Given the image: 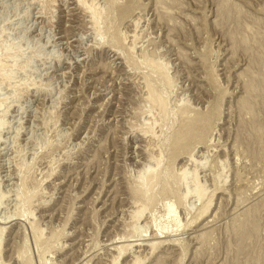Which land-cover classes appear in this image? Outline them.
<instances>
[{
    "label": "rangeland",
    "instance_id": "rangeland-1",
    "mask_svg": "<svg viewBox=\"0 0 264 264\" xmlns=\"http://www.w3.org/2000/svg\"><path fill=\"white\" fill-rule=\"evenodd\" d=\"M86 1L0 0V264H264V0Z\"/></svg>",
    "mask_w": 264,
    "mask_h": 264
},
{
    "label": "bare ground",
    "instance_id": "bare-ground-1",
    "mask_svg": "<svg viewBox=\"0 0 264 264\" xmlns=\"http://www.w3.org/2000/svg\"><path fill=\"white\" fill-rule=\"evenodd\" d=\"M51 1H53V0H51ZM92 1V0H91ZM32 2V1H31ZM69 4H72V5H74V6H76V8H79L80 7V9H85L86 10V14H88V15H90L89 16V19L91 20V22H92V24L93 23H96V19L98 20L99 19V17H100V13H99V9H97L96 7H94V5H92V3H87V1L86 0H69ZM112 5H113V3H112ZM157 6H159V5H157ZM122 8V7H121ZM64 9V8H63ZM76 10H74V12H75ZM78 12H79V10H78ZM88 12V13H87ZM81 13V12H80ZM107 13V12H106ZM83 14V13H82ZM81 14V15H82ZM85 14V15H86ZM124 14V13H123ZM122 14V15H123ZM67 15V14H66ZM80 15V16H81ZM84 14H83V16H85ZM87 15V16H88ZM102 17V16H101ZM105 17V16H104ZM86 18V17H85ZM138 20V19H137ZM89 22V21H88ZM99 22V21H98ZM98 23H96V25H97ZM134 24V23H133ZM95 26V25H94ZM98 26V25H97ZM134 26V25H133ZM136 26V25H135ZM134 26V27H135ZM103 27V26H102ZM138 27V26H137ZM96 28V27H95ZM93 30H95V29H93ZM96 32H97V30H96ZM107 32V31H106ZM98 33V32H97ZM95 34V33H94ZM128 38V37H127ZM102 39V38H101ZM133 39V38H132ZM8 47V46H7ZM11 48V47H10ZM8 49V48H7ZM129 50V49H128ZM8 51V50H7ZM9 52H10V50H9ZM130 54V53H129ZM17 55H15V57H16ZM11 57V56H10ZM15 57H11V59L12 58H15ZM122 58V57H121ZM143 61V60H142ZM145 61V60H144ZM65 62V61H64ZM149 63V62H148ZM151 64V63H150ZM156 64H157V62H156ZM9 66V65H8ZM20 66H22V65H20ZM159 66V65H158ZM10 67V66H9ZM152 67V66H151ZM4 69V67H3V63H1L0 62V71L2 70V69ZM12 68V67H11ZM15 68V67H14ZM18 68V67H17ZM9 69V68H8ZM146 69V68H145ZM6 71V70H5ZM147 71H149V70H147ZM160 71V70H159ZM10 73L11 72H13V71H9ZM150 72V71H149ZM10 73H8V74H10ZM0 74H1V72H0ZM3 74V73H2ZM154 74V73H153ZM163 75V74H162ZM2 76V75H1ZM161 77V76H160ZM163 77V76H162ZM159 78V77H158ZM3 79V78H2ZM1 79V80H2ZM62 79V78H61ZM145 80H146V78H145ZM4 81V80H3ZM151 81V80H150ZM1 82V81H0ZM169 82V81H168ZM2 83V82H1ZM167 83V82H166ZM3 85V84H2ZM147 87V86H146ZM149 90V89H148ZM154 90V89H153ZM15 91H16V89H15ZM148 93V96H149V100L151 101V103L153 102V103H156L158 106H159V108H161L162 106H163V104H162V100L161 99H163V98H160L157 94H154V91H148L147 92ZM165 104V103H164ZM153 105V104H152ZM164 108V107H163ZM165 109V108H164ZM162 110V109H161ZM160 112V111H159ZM162 112H164V111H162ZM192 112V111H191ZM187 113V112H186ZM162 115V114H161ZM168 116V115H167ZM2 117V116H1ZM188 118V117H187ZM191 118V117H190ZM188 118L189 120H191V119H193L194 118V116H193V118ZM165 119V118H164ZM184 119V118H183ZM194 119H196V118H194ZM199 119V118H198ZM188 120V122H187V119H186V122L187 123H191L190 121ZM1 121V120H0ZM194 120H192V123H194L193 122ZM196 121V120H195ZM2 122V121H1ZM1 122H0V127H2L1 126ZM185 123V122H184ZM191 123V124H192ZM158 124V123H157ZM186 124V123H185ZM200 125V124H199ZM187 126V125H186ZM185 126V127H186ZM189 126V125H188ZM187 126V127H188ZM9 127V126H8ZM181 127V126H180ZM185 127H182V128H185ZM190 127H191V125H190ZM195 127V124L194 125H192V128H194ZM198 127V126H197ZM196 127V128H197ZM0 129H2V128H0ZM186 129V128H185ZM184 129V130H185ZM191 129V128H190ZM188 130L189 129H187L186 131L188 132ZM193 130V129H192ZM195 130V129H194ZM2 131V130H1ZM0 131V132H1ZM185 131V132H186ZM196 131H198L197 129H196ZM179 132V131H178ZM181 132H183L182 130H181ZM191 132V131H190ZM150 133V132H149ZM189 133V132H188ZM188 133H184L183 132V134H188ZM192 133H196L195 131L194 132H192ZM198 133H199V131H198ZM197 133V134H198ZM190 135H191V133H189ZM202 134V133H201ZM180 135V134H179ZM152 135H150V137H151ZM176 136V135H175ZM188 136V135H187ZM194 136V135H193ZM193 136H191V137H193ZM180 137H182V135L181 136H179V138ZM184 137H186V136H183V138ZM190 137V136H189ZM188 137V138H189ZM145 138V137H144ZM187 138V137H186ZM145 140V139H144ZM183 140V139H182ZM186 140V139H185ZM189 140V139H188ZM178 141H181V138L178 140ZM187 141V140H186ZM201 141V140H200ZM177 141H175V143H176ZM193 142V141H192ZM177 143H179V142H177ZM181 143V142H180ZM182 143H184V140H183V142ZM188 143V142H187ZM176 145H178V144H176ZM183 145V144H182ZM189 145V144H188ZM178 148H179V146H178ZM145 151V150H144ZM147 153V152H146ZM148 159V161L149 162H151V163H156L157 165L155 166V168H157V166L159 165L158 164V162L159 161H157L154 157H152V156H150L149 158H147ZM158 159H160V158H158ZM192 159V158H191ZM190 160V159H189ZM197 162V161H196ZM194 164V163H193ZM148 167V166H147ZM160 167V166H159ZM151 167H149L148 169H150ZM148 169H146V170H148ZM196 169V168H195ZM195 169L194 170H192V172L190 173H188V172H186V170L184 169V170H182L181 171V178H177L176 180L178 181V180H180V179H182V181L184 180H187L189 183H188V185L186 184V182L187 181H185V183L184 184H186V186H188V187H186L185 189H186V191H187V194H186V196H188L189 194H191L192 195V197H194L195 199H197L196 201H200L202 198H205L204 197V193H205V190H204V188H203V186L202 185H200L198 182V177H197V174H196V172H195ZM157 170V169H156ZM201 170V169H200ZM142 171V170H141ZM148 171H150V172H148V173H146L147 171H145V173H143L144 171H142V173H141V176H139L140 178H138V180H140L141 179V181H139L140 182V185H142L144 188L145 187H147V189L149 188V186L150 185H152V183L153 184H155V182H153V179L155 178L154 177V174H156L155 176H157L158 174H157V172L155 173L154 171V173L152 172L151 173V171L152 170H148ZM159 171V170H158ZM161 174V173H160ZM140 175V174H139ZM188 175H190V177L188 176ZM204 176V175H203ZM189 177V178H188ZM156 179V178H155ZM154 179V180H155ZM189 179V180H188ZM22 181V180H21ZM163 181V180H162ZM183 181V182H184ZM198 181V182H197ZM142 183V184H141ZM180 183V182H179ZM22 184V183H21ZM152 187V186H151ZM150 187V188H151ZM183 187H185V186H183ZM143 188V189H144ZM23 189V188H22ZM26 189V188H25ZM141 189V188H140ZM144 190H146V189H144ZM144 190H142V193L144 192ZM139 191V190H138ZM138 191H136L135 192V194L133 193V195H134V197H133V199H134V203H135V205L133 204V208H134V212H133V218H136L137 219V221L140 219V217H141V215H143V212H144V208H145V205L147 204H144L145 202H147V201H145V202H143L142 200H140L142 197H144V196H139V194H141V193H139ZM147 191V190H146ZM17 192V191H16ZM23 192V191H22ZM25 192V191H24ZM24 194V193H23ZM145 194V193H144ZM16 196V195H15ZM185 196V197H186ZM141 197V198H140ZM146 197V196H145ZM17 199H18V197H16ZM24 198V197H23ZM148 198H149V196H148ZM147 198V199H148ZM32 199V198H31ZM178 199V198H177ZM145 200V199H144ZM140 201H142L141 202V204L140 205H138V203L140 202ZM149 201H150V199H149ZM178 201H179V199H178ZM138 202V203H137ZM181 204V203H180ZM43 205V204H42ZM147 209V208H146ZM167 212L168 213H172L171 212V210H170V208H168V210H167ZM34 214V213H33ZM136 221V220H135ZM147 224V223H146ZM32 226H33V224H31ZM147 226V225H146ZM143 227V226H142ZM137 228H138V226H137ZM38 229V228H37ZM140 229V228H139ZM136 230V229H135ZM166 230V229H165ZM137 231V230H136ZM140 231V230H139ZM138 231V232H139ZM34 232H36V231H34ZM143 234V233H142ZM153 234V233H152ZM153 236H155V235H153ZM152 236V237H153ZM41 237V236H40ZM135 237H136V235H135ZM155 238H156V236H155ZM137 239V238H136ZM153 239V238H152ZM38 240V239H37ZM141 241H143V240H141ZM153 243H155V242H153ZM116 244V243H115ZM123 244V243H122ZM125 244V243H124ZM139 244V243H138ZM141 244V243H140ZM143 244V243H142ZM151 245V244H150ZM128 246V245H127ZM145 246V245H144ZM135 247H141L140 245H135ZM153 249V248H152ZM112 250V249H111ZM21 255V254H20ZM136 255V254H135ZM145 255V254H144ZM134 256V255H133ZM138 258L137 257H134L133 258V260H132V264H138ZM141 260V259H140ZM113 261V260H112ZM141 263V262H140ZM142 264V263H141Z\"/></svg>",
    "mask_w": 264,
    "mask_h": 264
}]
</instances>
